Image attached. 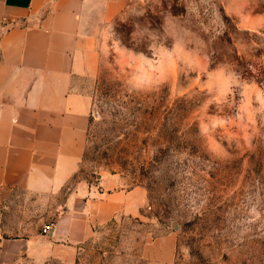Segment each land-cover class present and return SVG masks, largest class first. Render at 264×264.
<instances>
[{"label": "rangeland", "instance_id": "374dc122", "mask_svg": "<svg viewBox=\"0 0 264 264\" xmlns=\"http://www.w3.org/2000/svg\"><path fill=\"white\" fill-rule=\"evenodd\" d=\"M109 17L73 183L118 174L147 204L100 227L77 264H141L165 235L177 264H264V0H124ZM65 194L0 190V233L43 231Z\"/></svg>", "mask_w": 264, "mask_h": 264}, {"label": "crops", "instance_id": "0c3cea01", "mask_svg": "<svg viewBox=\"0 0 264 264\" xmlns=\"http://www.w3.org/2000/svg\"><path fill=\"white\" fill-rule=\"evenodd\" d=\"M123 2L0 0V190L66 191L48 234L0 233V264H77L100 227L137 218L147 204V190L118 174L73 183L91 123L85 86L96 75L97 33ZM142 252L141 264H177L176 237L156 238Z\"/></svg>", "mask_w": 264, "mask_h": 264}, {"label": "clouds", "instance_id": "9594fccd", "mask_svg": "<svg viewBox=\"0 0 264 264\" xmlns=\"http://www.w3.org/2000/svg\"><path fill=\"white\" fill-rule=\"evenodd\" d=\"M132 85L140 91H150L154 86V82L144 76H137L133 78Z\"/></svg>", "mask_w": 264, "mask_h": 264}, {"label": "built area", "instance_id": "2783aa9c", "mask_svg": "<svg viewBox=\"0 0 264 264\" xmlns=\"http://www.w3.org/2000/svg\"><path fill=\"white\" fill-rule=\"evenodd\" d=\"M51 229V225H47L43 228V234H48Z\"/></svg>", "mask_w": 264, "mask_h": 264}, {"label": "trees", "instance_id": "16d2710c", "mask_svg": "<svg viewBox=\"0 0 264 264\" xmlns=\"http://www.w3.org/2000/svg\"><path fill=\"white\" fill-rule=\"evenodd\" d=\"M76 178V177H75Z\"/></svg>", "mask_w": 264, "mask_h": 264}]
</instances>
